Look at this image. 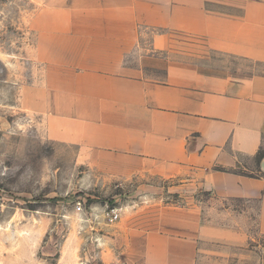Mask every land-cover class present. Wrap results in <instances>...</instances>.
<instances>
[{
    "label": "crops",
    "instance_id": "1",
    "mask_svg": "<svg viewBox=\"0 0 264 264\" xmlns=\"http://www.w3.org/2000/svg\"><path fill=\"white\" fill-rule=\"evenodd\" d=\"M32 29L39 70L19 105L39 116L48 139L76 146L83 163L122 182L182 183V204L123 207L112 237L82 264H198L208 245L246 243L242 232L203 220L190 198L264 207V158L258 175L236 172L264 135V71L242 79L175 65L162 78L144 71L174 34L264 69V0H45Z\"/></svg>",
    "mask_w": 264,
    "mask_h": 264
},
{
    "label": "rangeland",
    "instance_id": "2",
    "mask_svg": "<svg viewBox=\"0 0 264 264\" xmlns=\"http://www.w3.org/2000/svg\"><path fill=\"white\" fill-rule=\"evenodd\" d=\"M45 0H0V264H82L112 237L125 206L151 201L182 204L177 179L142 176L122 182L81 160L76 146L46 136L40 118L20 108L21 87L36 80L32 22ZM168 50L152 54L144 74L162 78L169 65L242 79L264 71L250 61L210 51L204 42L174 34ZM148 48L149 40L142 43ZM264 158V135L257 152ZM236 169L258 175L260 159ZM202 219L246 237L242 246L208 245L198 264H264V207L260 200L197 193ZM80 207V210L77 208ZM117 210L110 223L107 213ZM237 230V231H236ZM59 261H62L61 263Z\"/></svg>",
    "mask_w": 264,
    "mask_h": 264
},
{
    "label": "built area",
    "instance_id": "3",
    "mask_svg": "<svg viewBox=\"0 0 264 264\" xmlns=\"http://www.w3.org/2000/svg\"><path fill=\"white\" fill-rule=\"evenodd\" d=\"M80 210V207L77 208ZM107 218L110 223H114L118 220L119 218V213L117 210H111L109 213H107Z\"/></svg>",
    "mask_w": 264,
    "mask_h": 264
},
{
    "label": "trees",
    "instance_id": "4",
    "mask_svg": "<svg viewBox=\"0 0 264 264\" xmlns=\"http://www.w3.org/2000/svg\"><path fill=\"white\" fill-rule=\"evenodd\" d=\"M258 157V156H257ZM258 158H262V157H258Z\"/></svg>",
    "mask_w": 264,
    "mask_h": 264
}]
</instances>
